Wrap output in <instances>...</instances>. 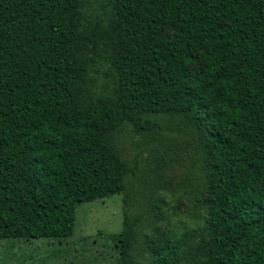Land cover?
<instances>
[{"label": "trees", "instance_id": "obj_1", "mask_svg": "<svg viewBox=\"0 0 264 264\" xmlns=\"http://www.w3.org/2000/svg\"><path fill=\"white\" fill-rule=\"evenodd\" d=\"M122 131L187 147L200 210L137 259L123 213L96 231L113 264H264V0H0V240L68 237L125 193Z\"/></svg>", "mask_w": 264, "mask_h": 264}, {"label": "rangeland", "instance_id": "obj_2", "mask_svg": "<svg viewBox=\"0 0 264 264\" xmlns=\"http://www.w3.org/2000/svg\"><path fill=\"white\" fill-rule=\"evenodd\" d=\"M173 138L163 133L157 141L122 131L117 143L123 148V157L130 163L136 157L135 172L127 179L125 193L80 202L75 207L74 226L68 237L1 239L0 264H113V249L108 243L104 245L107 239L96 231H119L123 213L130 218L142 214L131 252L136 259L145 256V234L180 233L194 226L200 209L194 203V180L189 178L193 162L187 147ZM153 196L163 197L162 218L153 214L156 209L146 211L147 200Z\"/></svg>", "mask_w": 264, "mask_h": 264}]
</instances>
